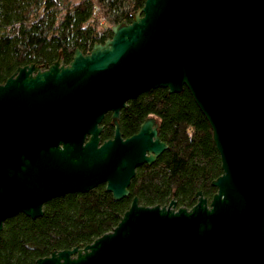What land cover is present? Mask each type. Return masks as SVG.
<instances>
[{"label":"water","instance_id":"water-1","mask_svg":"<svg viewBox=\"0 0 264 264\" xmlns=\"http://www.w3.org/2000/svg\"><path fill=\"white\" fill-rule=\"evenodd\" d=\"M68 64L18 67L0 83V231L48 201L105 184L129 195L138 167L168 148L147 117L123 138L118 118L156 88L186 87L220 155L210 203L132 198L112 231L36 264H264V0H145L130 22ZM111 113L112 138L102 141Z\"/></svg>","mask_w":264,"mask_h":264},{"label":"trees","instance_id":"trees-1","mask_svg":"<svg viewBox=\"0 0 264 264\" xmlns=\"http://www.w3.org/2000/svg\"><path fill=\"white\" fill-rule=\"evenodd\" d=\"M144 1L0 0V83L20 66L52 64L60 52L65 64L77 48L88 53L112 36L111 26L130 22ZM149 116L157 119L158 136L168 148L151 165L136 169L127 197L114 200L101 184L48 201L35 219L21 213L7 219L0 231V264H36L53 250L84 247L112 231L135 196L144 206L163 207L175 200L176 209L194 206L198 191L211 199L216 193L212 181L222 174L221 159L189 90L156 88L130 100L118 119L122 136L138 132ZM102 126L101 140L112 138L110 115Z\"/></svg>","mask_w":264,"mask_h":264},{"label":"flooded vegetation","instance_id":"flooded-vegetation-1","mask_svg":"<svg viewBox=\"0 0 264 264\" xmlns=\"http://www.w3.org/2000/svg\"><path fill=\"white\" fill-rule=\"evenodd\" d=\"M108 115H110V124H111V126L114 128V131H115V127H114V124H113V120H112V115H111V113H108ZM119 116H120V114H119ZM119 119V118H118ZM118 122V125H119V130H120V124H119V121H117ZM141 125V124H140ZM121 133V132H120ZM121 136H122V134H121ZM123 137V136H122ZM124 138V137H123ZM207 199V198H206ZM212 199V198H211ZM211 199H207V202H208V204L210 203V201H211ZM197 200H198V198H196V202H197ZM195 205V204H194Z\"/></svg>","mask_w":264,"mask_h":264},{"label":"rangeland","instance_id":"rangeland-1","mask_svg":"<svg viewBox=\"0 0 264 264\" xmlns=\"http://www.w3.org/2000/svg\"><path fill=\"white\" fill-rule=\"evenodd\" d=\"M73 1H77V0H73Z\"/></svg>","mask_w":264,"mask_h":264}]
</instances>
